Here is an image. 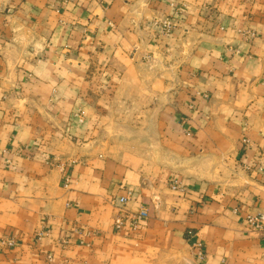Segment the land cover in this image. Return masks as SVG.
I'll list each match as a JSON object with an SVG mask.
<instances>
[{
  "label": "crops",
  "instance_id": "crops-1",
  "mask_svg": "<svg viewBox=\"0 0 264 264\" xmlns=\"http://www.w3.org/2000/svg\"><path fill=\"white\" fill-rule=\"evenodd\" d=\"M259 214L264 0H0V264H264Z\"/></svg>",
  "mask_w": 264,
  "mask_h": 264
},
{
  "label": "built area",
  "instance_id": "built-area-1",
  "mask_svg": "<svg viewBox=\"0 0 264 264\" xmlns=\"http://www.w3.org/2000/svg\"><path fill=\"white\" fill-rule=\"evenodd\" d=\"M163 32L165 34H172L175 24L171 19H166L164 21H162L160 23ZM245 142H247L245 140ZM177 184H175L173 187H176ZM117 204L119 207H124L128 204L129 202V197L128 196H121L119 198L116 199ZM149 217L148 214V210L147 208L143 207L141 208L138 212L134 213L131 216H125L123 213H118L117 216L115 217L114 220V226L116 229H122L125 226H127L128 229H136L138 228L140 222L142 220H145ZM248 221L251 224V226H253V228L255 229H259V230H263L264 231V214H259L256 216H249L248 217ZM42 236V232L38 233V237ZM8 245H14V240L13 239H9L6 240ZM196 246L201 247L202 244L198 241H196ZM49 261L52 262L53 261V257L50 256L49 257Z\"/></svg>",
  "mask_w": 264,
  "mask_h": 264
}]
</instances>
